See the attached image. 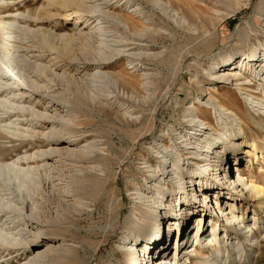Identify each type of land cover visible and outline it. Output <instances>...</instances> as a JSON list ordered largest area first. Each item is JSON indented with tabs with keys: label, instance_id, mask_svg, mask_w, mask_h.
<instances>
[{
	"label": "rangeland",
	"instance_id": "1",
	"mask_svg": "<svg viewBox=\"0 0 264 264\" xmlns=\"http://www.w3.org/2000/svg\"><path fill=\"white\" fill-rule=\"evenodd\" d=\"M48 1L54 0H0V16L4 15L6 20L2 30L5 47L1 48L0 54L5 59H9V63L13 66L17 65L14 72H17L22 81L24 80L26 86L31 85L36 74L42 73L40 75L42 81L36 80L38 86L45 85L43 80L47 83L45 86L62 83L64 91L68 92L66 79L60 76L62 67L70 74V77L78 79L79 82L82 79L88 83L87 99L79 103L75 94H72L70 97L76 101L72 106L73 110L69 109L72 108L70 103L69 108L68 106L59 107L54 112L50 109L43 110V106L42 108L35 106L36 103L43 102V105L52 99L50 95L52 88L47 90L37 88L30 97L25 98L23 95L19 98L17 95L18 99L10 98L12 92L8 93L7 97L12 103L13 113L11 112V116L6 121L9 122L11 119L14 123L8 125L7 132L0 133V158L14 159L18 162L17 159L26 154L35 155L36 151L49 147L46 136H50L51 130L66 137L72 135L64 131L68 128L81 130L82 136H87L75 139L67 147L79 149L85 154L99 153L106 157L107 163L101 165L86 159L75 160L71 157L68 159L58 153L54 154L52 159L22 161L21 168L28 169L27 177L20 179L22 188L16 186L17 179L12 178L13 181L7 185L6 178L4 176L0 178V184L3 183L7 185V188L15 190V198L22 197L26 200L24 203H27L26 205L14 203L16 207L21 208L19 211L17 208L10 211L9 214L14 213L11 216L16 219L14 218L15 222L7 226L9 232H12L8 236L11 237L13 234L15 240L12 242L0 240V244L8 248L4 254L12 249L7 257L17 253L13 250L16 249L18 239L24 242L25 237L27 239L31 237L26 232L30 227L27 218L33 220V213L42 206L40 199L48 197L47 191L53 193V189L61 188L64 183H61L60 179L67 180L65 172L81 175L95 172L106 179L103 190L98 192L99 195L96 194L97 200L93 197L86 198V203L79 204L81 212L73 211L74 214L71 213L66 222H61L60 225L69 229V232L63 241L60 239L56 243H63L77 249L76 255L79 261L76 264H124L121 247L129 241V238H123L128 219H135L138 225L142 223L146 229H149L148 225L153 221L143 220L141 209L149 211V214L153 216L152 206L159 203L160 199L167 198L165 204L168 200L171 202L167 194L174 190L178 191L181 185H184V189L179 191L187 192L192 188L195 193V189L198 190L197 182L193 187L191 185L193 182L188 181L190 172L196 171L197 175L206 176L208 181L212 179L217 182L214 176L218 174V171L214 172L211 170L213 166L209 165L214 162L202 160L207 158L204 152L199 156L193 154V152L207 150L206 139L225 138L229 133L226 131V125H229L228 122L231 119L234 126L240 124L247 131L251 127L252 135L259 131V137L263 139L264 114L255 117L253 112L256 113L259 105L254 109L251 102L262 105L264 91L259 92L258 97L256 95L253 97L242 93L234 85H222L208 78L212 76V67L216 65V62L229 55L237 56L242 52L247 53L252 46L256 45L259 49L264 45V0H189L190 3L183 0H171V2L155 0L154 4L142 0H106V3L98 5L94 11L95 14L92 13V15L104 13L102 17L106 22H102V26L105 31H101L92 39L89 38V46H81L82 50H74L70 53L72 60L65 58L69 55H64L59 58L58 63H54L51 59L56 56L55 51L48 47H37L36 38L49 32L54 43L58 44L63 41L61 36L72 33L73 42L79 44L84 40V36L80 34H83L86 28L80 24L81 31H78L79 27L74 29L71 20H66L69 23L65 22L63 11L54 10V5L50 6ZM134 7L136 10L133 9ZM48 8H51V12L47 13ZM199 15L211 24H203L199 21ZM124 17L137 19L139 25L135 27L142 30L145 28L143 31L146 35L141 29L139 30L142 32H136L142 34L141 36L133 35L135 28H132L130 24L126 25ZM100 21L94 20L92 23ZM11 22L15 26L12 27L9 24ZM202 43L205 45L202 46ZM111 52H117V54L107 63L99 66L95 63L88 64L83 71H81L82 68L76 67V64L80 65L87 56L102 57L110 55ZM38 68L46 71L40 72ZM45 72L49 73V76ZM125 80L129 83L120 84ZM12 85H14L13 82ZM56 87L55 85L54 88ZM215 97L225 102H233L239 108L243 117L242 121H239L235 115H219ZM53 101L58 105L64 102L59 97L58 100L53 99ZM193 105L197 108L194 109ZM44 115L48 119L52 116L49 119L54 121L52 129L50 122L43 120ZM205 117L208 119L206 120ZM206 121L211 126L204 123ZM44 122L46 123L39 125ZM195 124L200 125L202 130L195 131L193 129ZM197 138L200 141H197ZM257 155L258 157H251V161L248 162L249 158L242 157L240 169H243V172L242 170L238 172L242 174L246 184L237 187L240 194L237 200H227L224 190L223 194L221 191L218 192V196L223 198L218 199V203L215 204L213 197L217 196V192L207 193L208 196L204 200L205 202L208 200L207 209H212V213L219 216L216 239L210 234L209 218L201 216V212H196L199 216H187L188 225L184 235L192 230L191 240L194 237L196 225L199 224L197 235L201 231L204 233L202 241L195 245L201 244L199 248L203 250L200 255L189 252L194 258L185 255L181 249L180 264L188 262L201 264L204 259L211 256H215L214 261L219 264L225 259L227 249L231 251V245L236 243L238 238L244 245V250L239 255L245 260L244 263L238 262V259L230 260V264H264V260L257 263H252L250 260L258 253L264 258V195L253 194L249 181L252 180L254 185L264 190V144H259ZM235 162L232 154H228L226 177L222 175L223 172L220 176L225 179L233 177L236 170ZM102 166L105 167L102 168ZM162 193L164 196L161 195ZM197 194L201 193L197 191L194 195ZM203 197L196 196V200H202ZM30 201H33L32 210L29 209ZM49 207L50 211L54 210L52 204ZM230 211L231 216L235 215L232 219L235 226H229L230 221L225 220V214L230 216ZM18 215L20 220L17 219ZM242 217H244L243 220ZM237 222L238 225H236ZM160 226L165 232L167 222L161 223ZM175 226L177 222L173 225ZM169 235L168 251H170L169 255L173 256L176 230L172 229ZM207 235L210 237L206 241L203 240L207 238ZM210 238H213L211 243H209ZM185 240L184 236L179 240V244ZM189 243L190 241L185 246ZM191 246L194 245L191 244ZM255 247L260 249L256 251ZM218 248L222 250L217 251ZM146 259V264H155L154 257L150 261ZM27 260L28 258L23 255L20 259L11 261L10 264H27Z\"/></svg>",
	"mask_w": 264,
	"mask_h": 264
},
{
	"label": "bare ground",
	"instance_id": "2",
	"mask_svg": "<svg viewBox=\"0 0 264 264\" xmlns=\"http://www.w3.org/2000/svg\"><path fill=\"white\" fill-rule=\"evenodd\" d=\"M142 1L146 3L151 2L152 4H154L153 2H156L155 0H142ZM169 1L171 2V0ZM183 1L187 3L191 2L189 0H183ZM48 2L50 6L54 5L53 6L54 10L59 9L63 11L62 15H63L65 22L69 23L66 20H71L74 29H78L80 24H82V26L86 28V31L82 32L83 34L79 33L80 35L84 36L83 42L79 44L73 42L74 39L71 35L72 33L70 34L67 33L64 36H61L63 37V41L58 44L54 43L52 36L49 34V32L48 33L46 32L47 34L44 33V35H42L41 37L38 36L36 38L35 42L37 44V47L39 48L48 47L49 49H52L55 51L56 56L51 58L54 60L53 61L54 63H58L60 61L59 58L64 55H69L65 58L66 59L69 58L70 60L71 58L70 53H73L74 50H77V51L82 50L81 46L83 47L89 46L90 45L89 38L92 39L98 36L101 31L102 32L105 31L104 26H102L103 25L102 22H106V20H104V17H102L103 16L102 14L104 13L101 12L96 15H92V13L95 14L94 11L95 9H97L98 5L101 3H106V0H101V1L100 0H54L52 2L50 1ZM133 9L136 10L135 7ZM46 12L47 13L51 12V8L50 9L48 8ZM199 17H200L199 21H202L203 24H206V25L211 24L209 23L208 20H205L200 15ZM90 19L92 20L88 22ZM94 20L96 21L101 20V21L92 23ZM13 21L15 22L17 20H13ZM124 21L126 25L130 24L132 28H135L133 30L134 34L132 32L133 35L138 34L139 32H142L145 29L144 28L142 30V28H139L142 30L140 31L139 29L135 27V25L137 26L139 25V21L137 19L134 20L133 18H130V17H124ZM5 24H6V20H5L4 15L0 16V50L1 48L4 49L5 47L3 43V39H4L3 33L4 32L2 31ZM9 24L12 27L15 26L12 22ZM81 30L82 28L79 27L78 31H81ZM143 34H145L144 31H143ZM138 35L141 36L142 34H138ZM57 37H58V34H57ZM141 38H144V37H141ZM149 41H152V40H149ZM201 41H205V40H201ZM203 45H205V43H202V46ZM201 48L203 49V47ZM116 54L117 52L116 53L111 52L110 55L108 56L107 55L102 56V57L87 56L86 58H84V60L81 61L80 65L76 64V67L82 68L81 71H83L86 69V66L88 64L95 63L99 66L100 64H104V63L111 61L113 56H116ZM56 58L58 60H55ZM15 66L9 63V59H5L4 56L0 54V133H4L5 131L7 132V128L9 127L8 125L10 123L12 124L14 123L11 119L9 122L6 121L7 118L11 116L10 114L12 112V106H11L12 103L10 99L7 97L8 93L12 92L11 97H10L12 99H15L17 95H19V98L25 95V98H26L27 96L30 97L32 93L36 92L37 88H41V89L43 88L46 90L48 88H52L51 94H50L52 99L49 102L44 103L43 105H42L43 102H41L40 104L36 103L35 106H38L41 108L43 106L42 108L43 110L50 109L51 111H54V112L59 107L66 108L68 106L69 108L70 103H71V107L74 106L73 104L76 101L72 99L73 97L72 98L70 97L72 94L73 95L75 94V98L77 102L79 103L82 102V100L86 101L84 99H87L86 91L89 86L88 83L84 82L82 79H80L81 81L79 82L78 79L70 77V74L67 73L64 69H62V67H61L60 76L66 79L68 90H69L68 92L64 91V88L61 86L62 83L61 85L52 84V85L45 86L47 85V83L46 81L43 80L45 85L42 86L43 85L42 84L41 86H38L39 84L37 85L38 81L36 80L42 81V77L40 76L42 73L40 75L38 74L35 75L34 77L35 80H33L32 83H30L32 86L31 85L26 86V83L24 82V80L22 81L21 77L17 74V72H14ZM43 68L42 70H40L39 68L37 70L38 71L40 70V72L46 71V70H43ZM212 70H213L212 71L213 74L212 76L208 78L210 79V81L219 83L222 85H234L237 89L242 91V93H245L246 95H249V96L256 95L258 97V95L260 94L259 92L264 91V45L259 49L257 48L256 45L252 46L249 48L247 53L242 52L241 54L237 56L229 55L228 57L223 58L221 61L216 62V65L212 67ZM220 71L221 73H219ZM84 73L87 75H90V73H86V72ZM45 74L49 76V73L45 72ZM7 80H10V81L8 82ZM12 82L14 83V85H12ZM127 82L128 81L126 80L121 81L120 84L124 85V84H127ZM55 85L57 86L56 88H54ZM46 90H44V92ZM58 97L64 100L62 105H58L57 103H54L53 99L58 100ZM215 100H216L215 104L217 105L216 110L218 111L219 115L220 114L235 115L239 121H242L241 118L243 117L241 113L239 112V108H237V106H235L233 102H230V101L225 102L223 99H220L218 97H215ZM258 105L259 107L256 108V113L253 112L255 117H259L260 114L262 113L264 114V101L262 105H260L259 103L251 102L252 108H254L255 106L257 107ZM193 108L196 109L197 107L193 105ZM13 109H14V106H13ZM69 109L73 110V107ZM210 109H212V107H210ZM257 109H261L262 111H259ZM43 112L42 114H45ZM49 117L51 118L52 116H49ZM205 118L206 120L208 119L207 117ZM47 119L48 118L45 117L43 120L50 122L51 124L50 127L52 129V126H54L52 123L54 121L49 120V119L47 120ZM232 120L233 119L229 120L228 122L229 125H226V131H228L229 133L226 135L225 138L214 137L213 139H206L207 150L205 151L201 150V152L199 153L193 152L194 156H199L200 154L204 152V155L207 158H202V160H208L209 162L210 161L214 162L213 164H209V165L213 166L211 170H214V172L218 171V174L214 176L215 178H217V182L212 181V179H209L208 181V178L206 176L197 175L196 171L190 172L187 177L188 181L193 182V184H191L193 185V187L196 185V182H197V188H198L197 191H199L201 194L194 195L197 191L195 189V193H194L192 188L190 190H187V192L179 191L181 189H184V185H181L178 187V191L174 190L167 194L169 198L171 199V202L170 200H168L167 204H165V202L167 201V198H165L164 200L160 199L159 203H157L155 206H152L154 209L153 216L149 214V211L141 209L140 212H141V216L143 220L147 222L148 220L153 221L149 225L148 223H146L149 226V229L148 228L146 229V227H144L142 223L141 225H138V223H136V220L130 217L131 219L127 220V223H126L127 227L123 233V238L125 237L127 239L129 238V241L127 242V244L121 247L122 258H123L124 264H146L145 259L148 258L146 260L150 261L153 257L156 258L157 256L152 255V253L158 252V251L162 252L163 254H166L168 257V255L170 254V251H168L170 243L168 244L167 241L169 240V236H170L169 234L172 229L173 231L176 230V239H175L176 243H175V248H174V253H173V264H180L179 252L181 249L185 252V255L187 256H189L188 253L191 251L193 252L194 255H200V252L203 250L199 248L201 244L195 245V244H199L203 238L202 234L204 233V231L199 232V234L197 235L200 225L199 224L196 225L195 234L191 240H190V233L192 232V230L185 233L184 235V232L188 225L187 216L188 215L199 216V214L197 215L196 212H201L202 213L201 216H203L204 218L206 217L209 218L208 222H210V231H211L210 234L211 236H213L214 239H216V226H217V221L219 220V216L216 213L214 215L212 213V209H209V210L207 209L208 200L206 202L204 201L205 198L208 196L207 193L210 194V193L217 192V196L214 195L213 197L215 204L218 203V199L223 198V196H220V195L218 196V192L221 191V194H223L224 192L222 191L224 190L226 191L225 198L227 200H231V201L237 200V197L240 195L239 192L237 191V187L245 186L246 180L242 178V174H239L240 175L239 182L238 184L235 185L232 182L233 181L232 177H229V179L223 178V176L226 177V174H227V170L225 169V167H226V160L228 161V154H232L233 160L236 161L235 162L236 171L242 170L243 172V169H240V164L243 160L242 157L249 158L247 162L251 161V157L253 158L256 156L258 157L257 150L259 148V144H262V145L264 144V137L263 139L259 137V131H257L255 135H252L250 133L251 127L248 128V131H247L240 124H237L236 126L232 125ZM45 123L46 122L39 123V125H43ZM204 123H206L207 125H210L208 121ZM60 126L63 128L62 124ZM16 129L17 128H15V130ZM193 129L195 131H200L202 130V127H200V125L198 126V124H195L193 125ZM64 131H66L69 134L71 133L72 137L71 136L63 137V135H59L58 132L51 130L49 132V134L51 133L50 136L48 137L46 136V143L48 144L49 147L44 150L41 149L38 152L36 151L35 155L29 153L26 155L23 154L25 156L22 158L17 157L18 159L17 158L16 159L17 161L19 160L18 161L19 163L16 162L14 159L6 160L4 157L0 158V178H3L4 176L6 178V180L5 179L4 180L7 182V185L9 182H12L13 179H17L18 183L16 186L18 188L19 187L22 188L20 179L27 177L28 169H23V167L21 168L20 166L21 162L22 161L28 162L31 159L32 160H37V159L46 160L48 158L52 159V156L56 153L60 155H64L68 157V159L70 157L75 160L86 159V161L91 160L93 162H98L101 165H106L107 163L106 157L100 155L99 153L94 154L92 151H90L93 154H89V153L85 154L83 153V151L82 152L81 150L79 151V149L67 147L68 145L72 144L70 142L75 141V139L78 140L80 139V137L87 136L84 134H83L84 136H82V133L80 132L81 130L67 128ZM199 135L201 136L202 134H199ZM197 141H200V140H198L197 138ZM64 143H66V145H63ZM242 153L244 154V156H239V154H242ZM210 154H213V156H210ZM103 167L105 166H102V168ZM221 172H223L222 173L223 176H220ZM229 173H230V170H229ZM86 174L81 175L80 173L79 174H75V173L69 174L66 172L64 173L65 177H67L65 179L67 180L65 181L64 178L60 179L62 180V182L61 181L60 182L64 183L61 186V188L57 187L53 189V193H51L50 191H47L48 197L42 198V200L40 199L39 202L40 204H42V206H40L41 208H39L38 210L36 209V212L33 213V217H34L33 220H31L30 218H27V221L29 222L28 226L30 227H28L26 232H28V234L31 235V237L29 239L25 237L24 242H21V240L18 239L19 241L17 242V246H15L16 249L13 250L14 252H17V253H14L12 256L10 255L9 257H7V255L11 253L12 249L9 252H6V254H4L5 250H7L8 248L3 247L4 245L0 244V264L1 263L10 264L11 261H13L14 259L15 260L20 259L23 255H25L28 258L26 262L27 264H76L78 263L79 258L76 255V252H77L76 248L72 246H66L63 243L61 244V243H56V242H58L60 239L63 241L67 233L69 232V229L64 228L63 226L60 225L61 222H66V220H68V217H70L69 215L71 213L74 214L73 211L81 212V209L79 208V204L86 203L85 200L88 197H93L94 199H96L97 195H99L98 192H100V190H103V187L105 186L106 179L104 178V176H101L98 173L95 174V172H88ZM249 181L251 185V188H250L251 192L255 195L259 194V196H263L264 190L254 185L252 180H249ZM7 185H4L3 183L0 184V226H2L0 229V240L1 241L8 240L9 242H12L15 240V238L13 237V234L11 237L8 236L9 233H12V232H9V227L7 225L12 222H15L16 217L11 216V215H14V213L11 215L9 213L10 211H14L13 209L15 208H17V210L19 211L21 207H18V206L16 207L15 205L16 202L19 204H23L24 202H26V200H24V198L22 197L15 198L14 196L15 190L13 191V189L11 190L10 188H7ZM13 185L15 186V184ZM17 187L15 188L17 189ZM240 190H242V187H240ZM20 193H21L20 189H18V194ZM49 195H51V197H49ZM161 195L164 196V193H162ZM199 195L204 196L202 200H199V199L196 200L197 199L196 196H199ZM177 197H178V200H177ZM89 200L91 199L89 198ZM209 201H210V195H209ZM30 202L31 203H30L29 209L32 210L33 201H30ZM199 202H201V204H199ZM50 204H52V207L54 208L53 211H50V207H49ZM176 206H179V207L176 208ZM211 208L214 209V206L211 205ZM44 212H46L45 215H44ZM229 213H230V216H226L225 214V220L230 221L229 226H235L234 222H232V219L235 215L231 216V213H232L231 211ZM17 219L20 220L19 215ZM243 219L244 217H242V220ZM199 221L201 222L200 219ZM163 222L164 223L167 222V227H166L165 232H164V228H162L161 230V226H160V224ZM176 222H177V226L173 227V225ZM139 224H140V221H139ZM236 225H238V222ZM184 236L186 240L184 242H181V244H179V240L183 238ZM209 237L210 236L207 235V238H204L203 240H206ZM213 238H210L209 243L213 241ZM217 239L219 238L217 237ZM132 241L133 243H130ZM189 241H190L189 245L185 246L186 243H188ZM191 244H193L194 246H191ZM18 245H20V247H18ZM231 247H232L231 251L227 249L225 257H224L225 259L221 261L222 263L219 262V264H226V262H228L227 264H230V260L234 261V259H238V262L244 263V260H245L244 257L241 259V256L239 255L241 251L244 250V245L243 243H241V240L238 238L237 242L232 244ZM160 248H163V249L158 250ZM259 249L260 248L257 247L255 250L258 251ZM221 250H222L221 248L217 249V251H221ZM190 257H194V256L190 255ZM214 259H215V256L208 257L204 259L201 262V264H217V262H215ZM250 260L252 263H257V262H260L261 260H264V258L258 253L255 256H253ZM166 261L167 259L165 260L163 259V257L162 258L159 257L155 259L153 263L162 264ZM168 261L170 260L168 259ZM22 264H25V263H22ZM187 264H191V263L188 262Z\"/></svg>",
	"mask_w": 264,
	"mask_h": 264
}]
</instances>
